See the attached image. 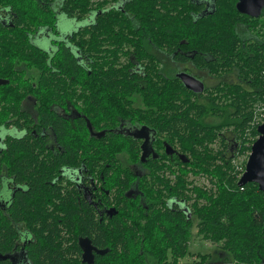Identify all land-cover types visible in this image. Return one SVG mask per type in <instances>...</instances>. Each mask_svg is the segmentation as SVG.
Here are the masks:
<instances>
[{"label":"trees","instance_id":"1","mask_svg":"<svg viewBox=\"0 0 264 264\" xmlns=\"http://www.w3.org/2000/svg\"><path fill=\"white\" fill-rule=\"evenodd\" d=\"M236 4L237 0H215L213 12L199 17L203 7L195 0H62L63 13L81 24L71 43L75 44L82 60L90 65L77 66L64 48L53 62L51 58H44L47 70L39 67L40 79L27 84L34 96L33 105H56L59 92L69 90L68 84L73 82L80 83L85 91L92 89L87 100L92 101L98 115H109L108 92L123 94L130 107L140 106L139 102L144 101L145 105L162 110L166 131L176 139L179 152L190 159L191 165L190 170L181 171L167 195L186 203L192 212L191 218L177 210L157 208L153 199L147 200L148 209L128 204L127 220L119 215L110 224L106 220L100 222L92 210V223L84 221L80 229L92 230V244L99 250H107L106 254L96 256L95 264H211L206 255H195L191 262L180 260L191 254L190 238L195 221L204 239L221 247L220 256L232 257L233 264H264V192L255 183L239 187L246 164L240 169L234 164L237 157L250 154L259 137L258 127L264 120L263 116L260 124L252 125L256 112L264 105V47L249 44L237 33V26L248 24L251 19L239 14ZM0 7L12 9L18 25L26 23L28 11L39 10L40 14L34 15L40 18L43 13L46 17L39 23L53 25L54 11L50 5L43 9L33 0H0ZM256 25L247 27L254 29ZM5 42L7 39L0 33V44ZM148 43L168 51L175 47L178 54L191 48L197 54L199 65L205 63L203 55H206L208 72L215 77L221 74V69L233 72L236 65L241 83L226 85L223 90L211 88L208 97L201 98L192 96L179 79L159 78L157 82L150 78L144 86L130 69L141 62L142 67H149V76H156L153 56L145 48ZM125 48L131 53L125 55V70L119 71V51ZM6 49L14 57L20 55L21 49L15 45ZM68 75H73L74 79ZM11 85L12 82L9 86L1 85L0 96L10 91ZM220 91L225 92L224 96H213ZM4 101L2 106H9V98H0L1 104ZM8 115L0 112V127L6 124ZM16 148L34 147L17 144ZM92 149L98 154H109L104 144L92 145ZM4 155L1 164L7 168L12 155L10 145ZM22 162L36 191L56 188L52 183L57 169L67 163H59L52 155L45 168L40 167L41 162L35 165L26 160ZM188 173L192 177H207L211 186H193L191 181L189 190L185 180ZM26 208L27 204L18 203L16 211L24 214L28 212ZM15 218L18 220L16 214ZM3 228L12 234L8 223ZM5 229L1 232L3 244L9 239ZM54 236L51 243L56 250H47L49 254L41 256L39 261L36 259L38 264H61V259L65 260L70 254V248H63L61 236L56 233Z\"/></svg>","mask_w":264,"mask_h":264},{"label":"flooded vegetation","instance_id":"2","mask_svg":"<svg viewBox=\"0 0 264 264\" xmlns=\"http://www.w3.org/2000/svg\"><path fill=\"white\" fill-rule=\"evenodd\" d=\"M195 1L203 7L199 17L213 12L215 0ZM240 1L237 0V4ZM33 3L40 4L43 9L50 5L54 11L52 26L39 23L46 19L43 13L40 18L34 15L36 12L40 14V10L28 11L26 23L18 25L13 10L0 7V33L7 39L0 44V75L7 76L0 77V86H9L12 82L11 90L0 96L9 98V106H2L6 101L0 103V112L9 114L7 126L0 127V264H38L41 256L49 254L47 250H56L51 243L54 233L61 236L64 249H71L65 260L61 259V264H95L96 256L100 255L96 251L102 250L92 244V230L84 232L80 229L84 221L92 223V210L100 222L106 220L110 224L119 215L127 220L128 204L148 209L147 200L153 199L157 208L177 210L183 216L192 217L186 203L167 197L181 171L184 168L190 170V159L179 152L176 139L166 131L162 110L149 107L144 101L139 102L140 97V106L130 107L123 94L108 92L109 115H98L92 108V101L87 100L92 89L85 91L80 83L73 82L68 84L69 90L59 92L56 105L35 107L34 96L27 84L40 79L39 67L47 70L44 58H51L53 62L52 59L62 54L64 48L73 56L77 66L90 63L82 60L75 44L71 43L81 24L63 13L62 0H33ZM237 11L251 19L248 24L237 26L239 36L249 44L263 48L264 29L261 28L260 32L259 26L264 20V8L258 17L242 13L238 8ZM254 25V29L247 27ZM13 45L21 49L17 57L7 53L6 48ZM145 48L153 56L156 76H149V67L143 63L142 67L141 62L130 69L144 86L150 78L157 82L159 78L179 79L184 84L181 76L188 75L203 84L204 91L196 92L184 85L186 90L201 98L208 97L211 88L223 90L226 85L241 83L236 65L233 72L221 69V74L215 77L208 72L207 56L202 54L205 63L199 65L196 63L197 54L191 48L181 54L175 51V47L168 51L148 43ZM122 50L118 55L120 65L116 63L120 66L119 71L125 70V55L131 53L128 48ZM70 77L74 79L73 75ZM62 78L67 76L62 75ZM6 93L7 96H3ZM224 93L220 91L213 96L222 97ZM116 95H120L121 100ZM98 143L108 147V155L92 149V145L96 147ZM17 144H31L34 148L17 149ZM9 145L12 155L10 166L6 168L1 162ZM50 155L59 163L67 162L61 164L52 183L57 187L33 190L22 161H29L32 165L41 162L40 167L45 168L49 165ZM191 177V173L185 175L189 190ZM18 203L27 204L28 212L18 214ZM141 216L140 213L138 217ZM7 223L12 234L3 228ZM4 229L9 239L3 244L1 232ZM180 260L183 262L184 258Z\"/></svg>","mask_w":264,"mask_h":264},{"label":"water","instance_id":"3","mask_svg":"<svg viewBox=\"0 0 264 264\" xmlns=\"http://www.w3.org/2000/svg\"><path fill=\"white\" fill-rule=\"evenodd\" d=\"M237 8L240 12L251 15L252 17H258L260 12L264 8V0H241L237 4ZM181 79L184 85L196 92H203L204 86L200 82H197L194 78L188 75H182ZM259 137L254 142L251 148V153L248 158L245 172L243 173L238 185L243 187L248 183H255L259 186V189L264 192V121L258 127ZM94 248L92 247V263H94ZM100 255L107 253L105 251H96ZM90 253L86 252V255Z\"/></svg>","mask_w":264,"mask_h":264},{"label":"rangeland","instance_id":"4","mask_svg":"<svg viewBox=\"0 0 264 264\" xmlns=\"http://www.w3.org/2000/svg\"><path fill=\"white\" fill-rule=\"evenodd\" d=\"M262 25L259 26L260 29L259 31L261 32V28L264 29V20L261 21ZM78 25V24H75ZM80 25V24H79ZM264 116V105H262V108L260 111L255 115V118L252 122L253 126H256L257 124H260L262 121V117ZM263 122H261L262 124ZM216 147H218L216 145ZM251 153V152H250ZM250 154L242 155L239 156L235 159L234 164L239 167V169L247 164L248 158ZM246 168V166H245ZM191 180L193 181L194 185L193 186H198V187H210L211 184L207 177H199L193 175L191 177ZM197 224V221H195V225ZM194 225V228L191 233V238H190V252L191 254L188 255V257L184 258V261L186 262H191L195 255H202V256H208L207 260L210 261L211 264H233L232 257H226L224 258L223 256H220L219 252H222V249L219 245H215L210 241H207L204 239L203 235H201L198 230L196 229V226ZM193 255V257H192Z\"/></svg>","mask_w":264,"mask_h":264},{"label":"bare ground","instance_id":"5","mask_svg":"<svg viewBox=\"0 0 264 264\" xmlns=\"http://www.w3.org/2000/svg\"><path fill=\"white\" fill-rule=\"evenodd\" d=\"M73 16V15H72ZM11 130V129H10ZM58 170V169H57ZM58 175V174H57ZM241 179V178H240ZM80 242V241H79ZM110 251V250H109ZM114 252H115V250H114ZM117 253V252H116ZM109 256V255H108ZM116 257V256H115ZM106 258V257H105ZM113 258V257H112ZM106 260H107V258H106ZM103 262H105V261H103ZM120 262V261H119ZM106 263V262H105Z\"/></svg>","mask_w":264,"mask_h":264},{"label":"built area","instance_id":"6","mask_svg":"<svg viewBox=\"0 0 264 264\" xmlns=\"http://www.w3.org/2000/svg\"><path fill=\"white\" fill-rule=\"evenodd\" d=\"M264 121V120H263Z\"/></svg>","mask_w":264,"mask_h":264}]
</instances>
